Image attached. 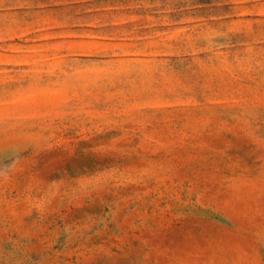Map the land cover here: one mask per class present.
Instances as JSON below:
<instances>
[{
  "label": "rangeland",
  "instance_id": "374dc122",
  "mask_svg": "<svg viewBox=\"0 0 264 264\" xmlns=\"http://www.w3.org/2000/svg\"><path fill=\"white\" fill-rule=\"evenodd\" d=\"M0 264H264V0H0Z\"/></svg>",
  "mask_w": 264,
  "mask_h": 264
}]
</instances>
